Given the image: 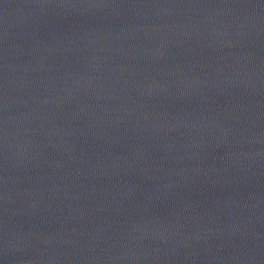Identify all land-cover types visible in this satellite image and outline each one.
Instances as JSON below:
<instances>
[{"label": "water", "instance_id": "1", "mask_svg": "<svg viewBox=\"0 0 264 264\" xmlns=\"http://www.w3.org/2000/svg\"><path fill=\"white\" fill-rule=\"evenodd\" d=\"M0 264H264V0H0Z\"/></svg>", "mask_w": 264, "mask_h": 264}]
</instances>
